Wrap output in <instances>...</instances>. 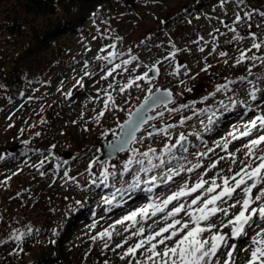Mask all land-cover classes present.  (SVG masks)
<instances>
[{"label": "rangeland", "instance_id": "374dc122", "mask_svg": "<svg viewBox=\"0 0 264 264\" xmlns=\"http://www.w3.org/2000/svg\"><path fill=\"white\" fill-rule=\"evenodd\" d=\"M251 9L264 10V0H245L241 10ZM237 10L235 5H230L226 9L221 8L217 0H141V3L128 11H118L110 25L92 26L94 30L87 34L83 33L84 35L74 33L72 41L76 46L71 55H75L77 59L71 64L64 63L58 66L50 82L32 84L23 98L18 99L4 111L0 109V155L8 153V148L14 146L21 138H24V142L18 148L22 145L28 147L26 153L14 159L0 160V259H5L20 249L24 236L40 221L43 215L40 211L43 208H48V211L52 208L56 212L62 208L61 216L54 222L56 225L64 213H67L79 190L96 178L104 179L102 173L106 166L109 172H112L116 169L111 168L112 164L118 167L133 155L132 152L125 150L114 158L98 160V145L114 136L121 122L148 94V87H152L153 90L157 87L171 88L176 99L167 105L169 108L178 107L180 104L191 105L192 102H195V106L173 113L161 109L160 111L164 112L163 117L149 120L136 136L138 139L143 136L144 139L132 143L130 147L139 149L140 152L151 147L160 153L165 142L174 143L178 135L183 133L187 139H195L194 143L200 141L201 146L191 144L187 140L185 145L188 151L182 154L185 158H179L181 161L170 163L168 166L173 168L175 165L183 164L190 167L199 163L201 167L190 174L181 173L184 179L177 176L168 185L155 187L149 197L137 196L127 204L126 209L114 211L113 214L105 212L109 205L106 201H109L111 196L96 193L94 198L97 199V207L99 206L96 217L93 215L91 219L81 222L79 230L84 238L105 250L107 257L104 262L127 263V260L119 258L122 249L115 252L111 249L126 238L128 243L124 248L137 242L141 237H133L131 233L140 227L145 228L144 235H147L158 226H163V221L160 220L163 215L161 213L156 217H137L136 222L125 221L124 224H116L117 220L149 203H160L167 195L178 190L185 180L189 184L201 177L210 181L217 174L231 175L228 171L229 166L233 170H238L239 162L246 159L244 145L255 138L257 133L254 130L247 137H241L239 134L245 131V125L256 115L264 114V101L254 107V112H248L247 106L242 111L243 116L228 119L220 129L211 128L206 134V139L203 131L209 115L200 113L193 115L196 109H201L207 103L219 102L224 95L227 96L223 90L221 91L223 95L217 92L215 96L203 100V97L215 92L216 86L247 75L246 65H235V60L239 56L237 48L246 49L250 47L251 41L248 38L239 43L232 41L233 33L225 27V24L228 27L234 26L231 21L234 19L233 13ZM220 20L227 23L221 24ZM259 21L260 17L257 15L253 17L252 23L255 25ZM236 27L241 34L247 31L246 24ZM215 29H219V33L214 31ZM253 30L264 38V31L255 28ZM94 36L96 39H93ZM200 37L204 40H199ZM213 44L216 45V52L212 51ZM173 45L180 50L175 61L164 60L163 58L173 50ZM201 47L204 48V52L199 51ZM219 51H225L228 55L221 57L218 55ZM110 52L115 55L109 56ZM133 57L136 59L133 60ZM125 60H130L131 63L124 64ZM225 60L228 62L225 63ZM157 61H160L157 64L160 67V74L158 78L152 79L151 84L148 81H136L140 84L139 88L132 86L126 88L124 92L120 91L128 80H134L137 75H142ZM176 63L186 65L190 69L189 74L184 75L182 68L180 74L171 75ZM117 64L120 65L119 68H116ZM205 64L211 65L206 73L200 71ZM109 71L112 72L111 76H107ZM263 71L264 68L257 63L252 70V76L248 79L255 80L259 76L260 79H264ZM85 72L92 75L85 76ZM105 76L106 78H103ZM81 80L82 85L77 84V81ZM235 84L228 85L235 88L237 87ZM248 87L252 89L253 85L248 84ZM188 88L192 91H187ZM69 91L72 92L71 96L66 95ZM245 92L249 95L248 91ZM108 95L112 96L114 103L110 101L105 108L104 101ZM101 111H104V116L97 121L95 117ZM156 113L157 109L154 110L153 116ZM181 117L191 119L180 124ZM9 124L13 126L9 127ZM167 124H175L174 128L169 129L170 140L163 133L157 134L156 130L147 129L151 125L159 129ZM37 132L41 135L36 136ZM148 132H153L154 135L148 137ZM233 135L238 138L233 139ZM224 143L228 144L227 149L223 147ZM208 148L213 151L207 156L197 155ZM62 151H70L72 155L59 159L58 154ZM229 153L235 154L237 164H231ZM137 156L138 153L135 157ZM220 157L224 159L221 160ZM94 159L99 162L92 164L89 170V164ZM216 161H219L216 167L211 168ZM65 172L68 173L67 176L64 175ZM14 173L22 175V180H12ZM175 203L173 201V204ZM171 207L172 205H169L165 213ZM157 220H160L159 225L154 223ZM125 227H128V231L124 230ZM105 230L113 233L110 240L98 236V233ZM223 231L228 233L230 229L224 228ZM13 234L24 235L17 241L11 238ZM252 234L250 232L249 237ZM93 236L97 237L95 241L92 239ZM105 242L109 244L108 249L104 248ZM229 243H235L237 246L233 264H246L250 252L243 249L248 247L249 239L232 238ZM137 255L139 256V252ZM107 258H110L109 261ZM219 259L222 261L225 256L221 254Z\"/></svg>", "mask_w": 264, "mask_h": 264}, {"label": "snow or ice", "instance_id": "6c2138e0", "mask_svg": "<svg viewBox=\"0 0 264 264\" xmlns=\"http://www.w3.org/2000/svg\"><path fill=\"white\" fill-rule=\"evenodd\" d=\"M217 3L221 8L226 9L230 5H235L238 9L233 13L234 19L231 21L232 25H234L233 27H228L223 20L219 22L225 24L228 31L233 33L232 41L239 43L246 38L250 39V47L246 49L237 48L239 56L235 60V65H246L247 75H242L237 79L241 83L246 82L249 85H253L255 82L248 79L253 74V68L257 66V63L264 68V38L258 35L257 31L253 30L255 28L264 31V10H241V6L245 4V0H217ZM257 15L260 17V21L254 25L252 20ZM241 24H246L247 31L244 34H241L236 27ZM214 31L219 33V29H215ZM93 39H96V37L94 36ZM199 40H204V38L200 37ZM213 40H215V37H213ZM198 42L194 41V43ZM110 47H115V45H110ZM172 47L173 50L163 58L164 60L175 61L176 54L180 50L176 49L175 45ZM216 50V45L213 44L212 51L216 52ZM199 51L204 52V48L201 47ZM112 55L115 54L110 52L109 56ZM218 55L225 57L228 54L225 51H219ZM107 58L104 57V59ZM132 59L135 60L136 57ZM227 62L225 60V63ZM123 63L129 64L131 61L125 60ZM159 63L160 61H157L148 71H144L142 75H137L134 80H128L120 88V91L124 92L126 88L132 86L139 88L140 84L136 83V81H148L151 84L153 77L149 76V72L158 73L159 68L157 64ZM119 67L120 65L117 64L116 68ZM210 67L211 65L205 64L200 71L206 73ZM182 68L184 69L183 74L188 75L190 69L180 63L175 64L173 72L170 74L178 75ZM90 75L92 74L85 72V76ZM111 75V71L107 72V76ZM103 78H106V76ZM233 83L235 81H228L227 84L216 86L215 92L209 93L203 97V100H208L209 96H215L217 92L228 90V84ZM77 84L82 85V80L77 81ZM187 91H192V89L188 88ZM261 91L264 90L253 87L249 93L251 99L253 101L257 100V93ZM147 92L148 95L144 98L145 104L141 105L140 109L137 110L134 119L126 122L128 132L125 138L113 147V151L122 152L128 150L133 153L127 160L123 161V172L132 170L133 164L140 166L134 170L136 173H147L152 172L154 169H160L161 174L166 177L163 183L168 184L173 181L174 177L181 176V173L190 174L201 167L199 163L192 164L190 167H185L183 164H179L178 168L168 166L173 160L179 159L175 156L174 149L182 150L183 152L188 151L187 147H185L187 137L183 133H180L174 143L165 142L161 155L156 157L159 161L158 163H153L152 159L156 153V149L149 147L146 151L140 152L139 149L131 148L130 145L144 139L143 136L138 139L135 135L143 125L147 124L149 120L162 118L164 115L163 111H158L155 116H146L144 109L160 107L169 113H173L181 109L194 107L195 102H192L191 105L180 104L178 107L169 108L167 105L172 102L170 90H164L163 94L157 95V93L161 92L159 88L153 90L152 87H148ZM66 95L71 96L72 92L69 91ZM110 101L114 103L112 96L108 95L104 101L105 108H107ZM230 102L236 103L235 101ZM220 104L224 111L228 110L223 101ZM208 111L209 109L207 108L196 109L193 115L197 113L203 114ZM102 116H104V111H101L95 119L99 121ZM214 116L215 113L208 116V124L205 126L206 131H210L211 126L216 122L213 118ZM187 119H191V117H181L179 123L183 124ZM43 122L41 121V123ZM201 123L203 124V121ZM12 126L9 124V127ZM121 127L123 128L124 125H121ZM151 127L155 128V125ZM174 127L175 124H167L163 128L157 129L156 132L157 134L163 133L170 140L171 133L169 129ZM254 130L257 135L244 145L246 159L239 162L240 167L238 170H233L229 166L228 171L231 175L217 174L210 181L201 177L189 184L185 180V183L178 190L167 195L160 203H149L126 215L121 220H117L116 224H124L125 221L136 222L137 217L148 218L156 217L158 213L163 214L160 217V220L163 221V226H158L147 235H144L145 228L140 227L137 231L131 233L133 237H141L137 242L124 248V245L128 243V239L126 238L122 243L116 244L111 250L115 252L117 249H122L119 258L127 260V264H233V256L237 251V246L235 243H229V241L232 238H248L249 245L246 249H243L250 252L246 264H264V114L256 115L254 119L250 120L245 125V131L240 132L239 135L247 137ZM35 135L40 136L41 133L37 132ZM153 135V132L147 133L148 137H152ZM232 138L237 139L238 137L233 135ZM52 147L54 148L55 145H52ZM223 147L227 149L228 144L224 143ZM212 151L213 149L208 148L207 151L197 153V155L204 157ZM137 153L142 157L141 159H134ZM165 155L167 159L163 158ZM228 156L231 164H237L234 153H229ZM145 158L147 159L148 167L144 166ZM2 159H5V156L0 155V160ZM220 159L222 160L224 157H220ZM97 162H99L97 159L91 161L89 170L92 164ZM218 162L216 161L210 167L215 168ZM41 164H43V161H41ZM39 166L37 165V167ZM111 168L115 169L116 165L112 164ZM164 169H166V172ZM115 174L114 171L109 172L107 166L102 173L105 180L108 179L109 175L115 176ZM41 175H44V173H41ZM64 175L67 176L68 173L65 172ZM181 179H184V177L181 176ZM217 180L220 182L218 183ZM156 181L157 175H152L150 181H145V183L152 182L153 186H155ZM139 184L140 181L137 179V182L131 185V188H139ZM148 191H151V189H148ZM182 198H184V202H182ZM173 201L176 203L173 204ZM106 203H111V201H106ZM169 205H172V207L165 213V209ZM160 220L154 221V223L159 225ZM224 228H229L230 232L225 233L223 231ZM124 230L128 231V227H125ZM250 232L253 234L249 237ZM22 235L24 234H13L11 238L19 241ZM112 235L113 233L108 230L98 233L101 239L108 238L110 240ZM92 239L95 241L97 237L93 236ZM51 242L55 243V241ZM104 248H109L107 242L104 243ZM225 249H227L226 252L224 251ZM138 252L139 256L137 255ZM221 254L225 256V259L222 261L219 259ZM104 264H108V262L105 261Z\"/></svg>", "mask_w": 264, "mask_h": 264}, {"label": "trees", "instance_id": "16d2710c", "mask_svg": "<svg viewBox=\"0 0 264 264\" xmlns=\"http://www.w3.org/2000/svg\"><path fill=\"white\" fill-rule=\"evenodd\" d=\"M138 3L141 0H0V109L4 111L23 98L32 84L50 82L58 66L71 64L77 59L75 55H71L76 46L72 41L74 33L87 34L94 30L92 26L110 25L118 11H128ZM260 78L261 76L253 80V87L264 90V79ZM235 83L233 84L237 87L228 85V90H224L227 96L224 95L219 102L207 103L201 108L209 109L204 115L215 113L213 118L216 122L211 126L214 130L220 129L230 118L238 119L243 116L242 111L247 106L248 112H254V107L264 101V91L257 93V100L253 101L245 92L251 91L248 84L245 82L238 87L241 83L238 79ZM221 101L228 107L227 111L222 109ZM207 124L208 120L205 126ZM203 132L206 139L208 131L205 127ZM187 140L191 144L195 141L193 138ZM194 144L200 145V141ZM27 149V146L22 145L15 151L6 153L2 161L14 159L26 153ZM173 152L177 158H185L182 150L174 149ZM161 153L153 155V163L159 162L156 157ZM141 158L134 156V159ZM163 158L167 159V156ZM177 161L181 159L171 163ZM144 166L148 167L146 158ZM139 167L133 164L132 170L123 172V164H120L114 170L115 176L109 175L107 180L96 178L84 186L56 225L54 222L61 216L62 208H59V212L43 208L40 211L43 214L40 221L24 236L20 249L7 258L0 259V264H104L107 253L80 234L79 224L91 219L93 215L96 217L99 209L97 199L94 198L96 193L111 196V203L105 212L113 214L114 211L126 209L127 204L137 196L149 197L155 187H164L170 183H163L166 177L161 174L160 169L136 173L134 170ZM178 167L179 165H175L173 168ZM152 175H157L155 186L152 182L145 183L150 181ZM22 177L13 175L12 180H22ZM137 179L140 181L139 188H131Z\"/></svg>", "mask_w": 264, "mask_h": 264}, {"label": "water", "instance_id": "95a60500", "mask_svg": "<svg viewBox=\"0 0 264 264\" xmlns=\"http://www.w3.org/2000/svg\"><path fill=\"white\" fill-rule=\"evenodd\" d=\"M225 23H227V22H225ZM151 67H152V65L147 68V71ZM157 67L159 68V72L158 73L149 72V76L150 77L158 78V76L160 74V67L158 65H157ZM157 88H159L161 90V92L157 93V95L163 94L164 90H170L171 93H172V102L175 100L176 95L174 94V92H173V90L171 88H168V87H165V88L157 87ZM144 98L133 108V110H131V112L128 114V116L121 122V125H124V127L122 128L121 125H120L119 129L114 133V136H112L108 140L102 141L98 145V151H99V154L97 155L98 160L114 158V157L118 156L121 153V152H114L113 151V147L115 145H118L120 143V141L125 138V136H126V134L128 132V126H127L126 122L129 121L130 119H134L135 113L137 112V110L140 109L141 105L145 104V99ZM156 108L157 107L146 108V109H144V114L146 116H153V110L156 109ZM161 109L162 108H159L158 111H160ZM151 126H149L147 128L149 131L157 130V126H155V128H153ZM140 129L135 133L136 136H137L138 132L140 131ZM22 142H24V138H21L14 146L9 147L8 151L9 152L15 151L16 149H18V147L20 146V144ZM71 154L72 153L70 151H62V152H60L58 154V158L59 159L69 158L71 156Z\"/></svg>", "mask_w": 264, "mask_h": 264}]
</instances>
